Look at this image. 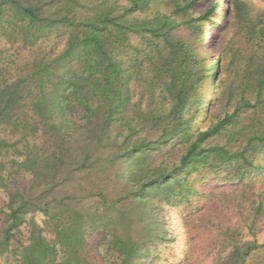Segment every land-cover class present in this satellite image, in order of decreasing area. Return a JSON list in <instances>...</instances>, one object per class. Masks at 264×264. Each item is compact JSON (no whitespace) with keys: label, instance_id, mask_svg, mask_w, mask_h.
Listing matches in <instances>:
<instances>
[{"label":"trees","instance_id":"1","mask_svg":"<svg viewBox=\"0 0 264 264\" xmlns=\"http://www.w3.org/2000/svg\"><path fill=\"white\" fill-rule=\"evenodd\" d=\"M257 2L0 0V258L96 264V233L101 264H172V212L211 264H264Z\"/></svg>","mask_w":264,"mask_h":264},{"label":"rangeland","instance_id":"2","mask_svg":"<svg viewBox=\"0 0 264 264\" xmlns=\"http://www.w3.org/2000/svg\"><path fill=\"white\" fill-rule=\"evenodd\" d=\"M255 8H257V11H264V4L263 3H255L253 5ZM222 7V4H221ZM221 8L219 12V16H221ZM212 31V28H209L207 31V39L210 38V33ZM61 49V45H59L58 50ZM208 57H210L211 60L215 58L214 54V49H211V47L208 46L206 48ZM20 52H22L23 57H27L28 53L27 51L24 50V48L19 47ZM107 153L109 154L110 151L107 150ZM123 175V174H121ZM118 187V186H117ZM264 187V184L262 188ZM112 186H110L109 189H111L112 196L115 194V197L119 194L115 192V189L112 190ZM118 189V188H117ZM231 198V197H229ZM4 200H5V195L2 191H0V211L4 208ZM211 216L208 217V219H213L216 218L217 222H224L223 225L231 220V217L236 219L235 216L232 214L231 211H228V213L223 210V209H218L214 205H210L209 209ZM207 212V211H206ZM205 213V212H204ZM170 215H166L164 218V224L165 227L170 230L169 231V236L171 235L175 236L176 241H179L177 244L175 242V245H177V253L182 256L183 250L191 251L190 256L188 257V262L189 264H211V254L208 256L210 250L206 246H208L211 242L210 240H213V237L211 236L210 232H206L203 235V242H197L193 246H189L188 243L186 242V229L182 226L181 221L179 220V217L175 213H169ZM204 220V219H203ZM202 221V220H201ZM208 221L207 219L204 220L205 224V229L203 231H206L208 229ZM230 225V224H229ZM233 234V231L227 236H231ZM185 238V241H184ZM226 238V237H224ZM264 238V233L259 234L256 239L260 243L262 242ZM245 239L251 240V236L246 237ZM107 244H108V239H104L101 236H97L96 233H91L87 236V247H86V255L90 259L91 262L96 263V264H101L104 261L110 260L113 256L111 253L107 252ZM174 244V243H173ZM209 251V252H208ZM179 257V258H180ZM176 259L171 262L172 264H182L180 260ZM0 264H15L11 259H6L5 257L0 258ZM150 264V263H148Z\"/></svg>","mask_w":264,"mask_h":264}]
</instances>
